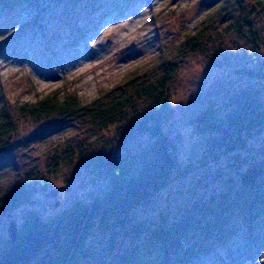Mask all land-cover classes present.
<instances>
[{
  "label": "rangeland",
  "instance_id": "374dc122",
  "mask_svg": "<svg viewBox=\"0 0 264 264\" xmlns=\"http://www.w3.org/2000/svg\"><path fill=\"white\" fill-rule=\"evenodd\" d=\"M92 1L38 0L22 10L0 15L2 97L17 106L51 93L60 97L74 93L87 104L123 85L130 76L153 67L162 50L168 49L169 55L175 52L184 33L194 32L203 18L213 15L210 20L215 21V36L243 14L248 26L243 23L238 31L221 35L215 48H207L205 55L188 49L183 58L170 59L177 71L169 84V118L164 125L175 144L179 173L136 214L141 221L178 215L192 200H206L220 189L237 185L238 172L247 166L243 159L264 154V130L250 138L245 149L237 151L242 160L238 162L231 156L206 151L209 136L198 133L191 119L204 106H219L257 82L242 70L255 73L263 68L264 5L240 0L239 10L238 2L229 0V8L219 13L217 7L223 0ZM16 126V134L0 156V194L30 171L44 173L54 150L103 136L106 141L113 132V128L103 133L78 120L66 119L19 121ZM144 138L134 136L121 147L112 146L135 156L146 146ZM62 177L35 193L31 203L1 217L0 235L8 236L10 222L18 227L29 211L50 218L77 200L88 201L108 188L107 178L93 179L79 166L69 171L67 183ZM59 185L68 188L52 197L50 191ZM262 259L264 228L254 232L244 227L227 244L212 248L210 254L191 264H259Z\"/></svg>",
  "mask_w": 264,
  "mask_h": 264
},
{
  "label": "trees",
  "instance_id": "16d2710c",
  "mask_svg": "<svg viewBox=\"0 0 264 264\" xmlns=\"http://www.w3.org/2000/svg\"><path fill=\"white\" fill-rule=\"evenodd\" d=\"M36 1L0 0V15ZM236 1L242 10L241 1ZM256 1L264 5V0ZM230 5L223 0L217 10L221 13ZM212 16L203 18L194 32H185L175 52L169 55L168 49L162 50L153 67L87 104L74 93L64 97L51 93L13 106L0 94V156L16 134L19 121L78 120L103 133L113 128L106 141L103 136L54 150L44 173L30 171L0 194L1 218L31 203L35 193L46 190L57 178L63 176L67 183L69 171L76 166L93 179L108 180L103 193L88 201L77 200L53 217L45 219L37 211H29L17 227L14 241L0 235V264H191L210 254L212 248L227 244L244 227L254 232L264 228V154L243 159L247 166L238 172L237 185L220 189L206 200H192L178 215L141 221L136 214L179 173L175 144L164 125L169 118V84L177 71L170 59L183 58L188 49L205 55L221 35L249 24L241 14L214 36ZM263 69L264 65L255 73L242 70L257 82L219 106H204L192 117L193 128L209 136L206 151L241 162L237 151L264 130ZM134 136L147 140L138 155H125L112 146L121 147ZM104 143L109 150L102 149Z\"/></svg>",
  "mask_w": 264,
  "mask_h": 264
},
{
  "label": "water",
  "instance_id": "95a60500",
  "mask_svg": "<svg viewBox=\"0 0 264 264\" xmlns=\"http://www.w3.org/2000/svg\"><path fill=\"white\" fill-rule=\"evenodd\" d=\"M102 42H106V40L102 41ZM67 186L66 185H59L57 187H55L53 190L50 191V195L52 197H55L60 191H64L67 190ZM58 205V202L55 203V206ZM17 227H16V223L14 221H11L8 227V236L12 239V241H14L15 236H16V232H17ZM264 260L262 259L259 264H264L263 263Z\"/></svg>",
  "mask_w": 264,
  "mask_h": 264
}]
</instances>
